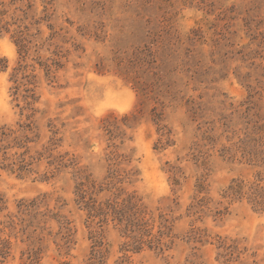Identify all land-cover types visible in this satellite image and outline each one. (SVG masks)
<instances>
[{
  "label": "rangeland",
  "instance_id": "rangeland-1",
  "mask_svg": "<svg viewBox=\"0 0 264 264\" xmlns=\"http://www.w3.org/2000/svg\"><path fill=\"white\" fill-rule=\"evenodd\" d=\"M0 59V264H264V0H0Z\"/></svg>",
  "mask_w": 264,
  "mask_h": 264
},
{
  "label": "trees",
  "instance_id": "trees-1",
  "mask_svg": "<svg viewBox=\"0 0 264 264\" xmlns=\"http://www.w3.org/2000/svg\"><path fill=\"white\" fill-rule=\"evenodd\" d=\"M5 60L4 59H0V72H3V71H5L6 69H7V67H6V65H5ZM2 136H4V134H2ZM1 137V136H0ZM3 150H4V148H3ZM135 228V227H134ZM125 232H126V234H129V235H133L134 233H136L134 230H124ZM137 234V233H136ZM135 238H137V240H136V243L138 244V245H140L139 243V238L138 237H136L135 236ZM141 241V240H140Z\"/></svg>",
  "mask_w": 264,
  "mask_h": 264
}]
</instances>
